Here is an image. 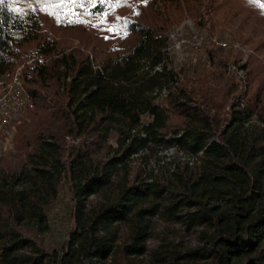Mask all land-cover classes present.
Masks as SVG:
<instances>
[{"label": "trees", "instance_id": "16d2710c", "mask_svg": "<svg viewBox=\"0 0 264 264\" xmlns=\"http://www.w3.org/2000/svg\"><path fill=\"white\" fill-rule=\"evenodd\" d=\"M103 1L90 12L79 8L80 18L69 22L58 0L0 5V74L31 46L48 57L27 66L36 103L31 120L17 131L25 159L0 162V264H135L151 218L160 212L211 227L204 238L208 264H264V197L258 193L264 178V63L252 57L242 65L245 80L236 73L218 96L191 85L182 69L169 66L167 55L174 24L185 13L203 24L211 4L228 23L239 19L236 31L248 30L246 40L260 36L264 0H129L131 6L119 7ZM42 7L58 11L59 20ZM49 19L102 49L67 51L45 30ZM208 41L212 57L229 70L234 51ZM254 45L264 47V38ZM156 86L159 94L166 89L165 104L156 102ZM112 134L117 145L109 142ZM170 147L191 156L173 159L154 177L149 159ZM114 177L116 197L88 207L89 196ZM65 183L71 227L60 249L51 248L37 236L50 228L48 212ZM215 194L228 195V210L210 205ZM122 227L130 240L118 243ZM172 264L182 262L173 256Z\"/></svg>", "mask_w": 264, "mask_h": 264}, {"label": "rangeland", "instance_id": "374dc122", "mask_svg": "<svg viewBox=\"0 0 264 264\" xmlns=\"http://www.w3.org/2000/svg\"><path fill=\"white\" fill-rule=\"evenodd\" d=\"M97 2L102 1H96L95 4ZM51 5L53 4H50V6ZM92 5L93 4L86 7L83 4L82 6L65 4L62 7V16L65 18L64 22L77 20L81 16V14H79V8H84L86 11L90 12ZM209 7H211L209 8L210 14L203 16V24L198 22L199 19L201 20L200 16L196 17L189 13H185L184 18L179 23L174 24L170 29L169 35H171L173 40L182 37H186L187 39L181 47L178 48L176 45L175 51L170 55L169 66L175 67V69H178L179 71L182 69V72L185 75L192 78L190 81L191 85L199 88L201 91L221 96V94L225 92V88L233 83L236 73L245 80V72L242 68L244 63L250 62L252 57L256 58L258 62L264 63V47L256 48L254 45L258 42V38H264V32L260 34V36L257 35V37H252V39L246 40V37H250L248 30H242L241 32L236 31V28L239 27L240 24L239 19H235L231 21V23H228L227 16L223 13L221 14L222 10L216 13L215 4H211ZM67 13H76V15H66ZM212 16L214 20H212ZM50 21L51 20L49 19L45 30L50 37L63 40V45L66 47L67 51H70L74 47L89 51L98 48L102 49V47L97 45L95 48L87 45L88 48L82 41V37L86 34L81 33L76 29L64 30L63 28L54 26ZM55 25H59V23H56ZM201 25H207V27H202ZM259 27L263 29L262 24H260ZM197 37L198 40L203 37L204 42L196 44L194 41L197 40ZM208 39H210V41L216 46L220 45L221 40L228 41L229 45H221L224 51H228L229 49L234 51V58L230 60L229 70H222L218 58H215L216 56L212 57L210 47H212L213 44H210ZM35 49V47L31 46V48L25 50L21 57L18 58L17 63L25 62L29 59L33 60L34 65L35 59H39V61H44L45 59V61H48V57L41 56ZM154 72L155 68L150 71L148 76ZM28 73L30 74L29 70ZM154 89L153 94L156 95V102L165 104L166 92L164 93V91H166V89L164 87L161 88L163 89L161 94H159V86H156ZM33 110L19 127L31 120ZM19 127L14 133L12 147L8 151H4L0 147V159H4L0 162L4 161V163H6L10 161L12 164H16L25 159L27 151L21 146L18 139L17 131ZM109 142L112 145H117V134H112ZM172 149H175V152H171ZM145 152L146 151H143L142 153ZM181 154H183V159L191 156L190 154L179 151L174 147L161 150L157 155H153L149 159L147 168L149 170L155 169L153 170L155 177L157 174L164 172L173 159L182 157ZM136 155H139V153L135 154V156ZM117 193L118 179L117 177H114L111 184L89 196L87 205L88 207L100 205L106 199L115 198ZM258 193L264 197V178L258 187ZM71 205L72 199L70 186L68 183L62 184L60 186V196L48 212L51 226L46 232L37 236L38 241L42 240L47 246L60 249L61 244L71 227ZM210 205L219 210H228L230 207L228 195L215 194L213 198L210 199ZM210 230L211 227L209 225L189 226L184 219H169L166 215L160 212L151 218L149 237L146 241L145 251L134 257V263L172 264L173 256H178L179 262H182V264H208L209 260L205 257L207 243L204 238L206 233ZM129 240L130 238L127 229L122 227L119 232L118 243Z\"/></svg>", "mask_w": 264, "mask_h": 264}, {"label": "built area", "instance_id": "2783aa9c", "mask_svg": "<svg viewBox=\"0 0 264 264\" xmlns=\"http://www.w3.org/2000/svg\"><path fill=\"white\" fill-rule=\"evenodd\" d=\"M186 37L173 40L169 35L170 43L167 55H171L177 47L186 42ZM196 44L204 42L203 37L194 41ZM227 46L228 41H220ZM27 66H34L33 60L18 63L12 69L0 74V147L8 151L12 147L15 131L35 108V97L29 87L30 74ZM157 68H160L159 66Z\"/></svg>", "mask_w": 264, "mask_h": 264}, {"label": "snow or ice", "instance_id": "6c2138e0", "mask_svg": "<svg viewBox=\"0 0 264 264\" xmlns=\"http://www.w3.org/2000/svg\"><path fill=\"white\" fill-rule=\"evenodd\" d=\"M13 3H17L18 0H12ZM39 3L44 4L48 3L49 0H38ZM89 3L95 4L96 0H88ZM103 2V0H102ZM5 3V0H0V5H3ZM83 0H58L59 6H64L65 4H70L73 6L81 5L82 6ZM109 4L112 7H119V6H131L129 3V0H115V4L111 3V0H109ZM10 10L14 13L23 14L24 10L21 8H10ZM42 11L48 12L49 15H55L56 18L59 20V12L55 11L51 8H41ZM86 14V13H85ZM66 15H76V13H67ZM119 19V18H118ZM113 29L110 28L109 31H112Z\"/></svg>", "mask_w": 264, "mask_h": 264}, {"label": "clouds", "instance_id": "9594fccd", "mask_svg": "<svg viewBox=\"0 0 264 264\" xmlns=\"http://www.w3.org/2000/svg\"><path fill=\"white\" fill-rule=\"evenodd\" d=\"M171 152H175V149H172ZM171 152H170V154H171ZM181 155H182V158H183V154H181Z\"/></svg>", "mask_w": 264, "mask_h": 264}]
</instances>
